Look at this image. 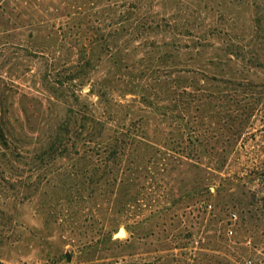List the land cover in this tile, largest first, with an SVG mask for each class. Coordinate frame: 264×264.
Returning <instances> with one entry per match:
<instances>
[{
    "label": "rangeland",
    "instance_id": "1",
    "mask_svg": "<svg viewBox=\"0 0 264 264\" xmlns=\"http://www.w3.org/2000/svg\"><path fill=\"white\" fill-rule=\"evenodd\" d=\"M122 4L160 22L124 45L139 61L119 73L95 57L107 93L57 90ZM260 11L264 23V0H0L14 128L11 150L0 140V264H264ZM65 99L109 125L50 151Z\"/></svg>",
    "mask_w": 264,
    "mask_h": 264
},
{
    "label": "trees",
    "instance_id": "2",
    "mask_svg": "<svg viewBox=\"0 0 264 264\" xmlns=\"http://www.w3.org/2000/svg\"><path fill=\"white\" fill-rule=\"evenodd\" d=\"M125 5L126 4L119 5V13L121 17L111 28V30H109L107 33L104 32L102 37L95 33L94 36L89 37L91 39V42L89 44L91 48L89 52L84 50L80 54L79 62L82 63V65H78L80 67H77V69L74 70V73L72 71L67 76H64L62 80H59L58 86H54L57 90L61 89L63 90V92L68 93L71 88L69 86L71 85L72 87H75L76 85H78L77 81H79L81 82V86L91 83L94 87H98L99 93H107V89L108 87H111V84L110 82L109 84L103 81L99 82V80H97V78L95 77L96 70L93 68L94 62L96 60L95 57H97V59L104 60L114 59L113 66L117 68L119 73L122 71L123 67L125 69H128L130 67L129 61H139L134 59L131 53L125 51L124 45H128L129 43L134 41L136 37H140L141 34L144 35L143 33L158 29L160 27V22H148L142 21L141 19L134 20L130 16L131 14H133V12L129 10V5H126V8H123L125 7ZM262 16L263 11H260V13H258V17L256 18V22L260 27L261 24H264L261 21ZM223 25L224 26H222L221 29L227 32V28L225 26L226 24ZM142 37H144L145 39L147 38V36ZM96 46L99 47V53L97 54L95 51V48H97ZM150 47H153L158 51V57H164L165 54L163 50H161V48H158L159 46L156 45L155 42H152L150 44ZM113 48L116 49V51L113 50ZM155 50H148L147 53H151ZM148 69L150 70L149 66ZM142 71L145 72V69H143ZM63 102L67 108L68 115L50 126L54 132V134L51 136L50 142L47 145V149H49L50 151L54 150L57 144L62 146L61 148H63L64 136L67 135L66 133H68V131H70V129L72 128L85 129L88 130V132H96L108 127L109 122L104 118L103 114H98L89 106H87L86 109L81 110L75 108L68 99H65ZM6 108L7 107H5L3 98L0 97V140L7 149H10V146L12 145L11 139L13 137L14 128L9 124ZM22 127L23 126L21 125V128Z\"/></svg>",
    "mask_w": 264,
    "mask_h": 264
},
{
    "label": "water",
    "instance_id": "3",
    "mask_svg": "<svg viewBox=\"0 0 264 264\" xmlns=\"http://www.w3.org/2000/svg\"><path fill=\"white\" fill-rule=\"evenodd\" d=\"M124 230H125V229L122 227V228L120 229L119 233L116 234V236H117V237H119V236H125V235L123 234V233H124ZM122 234H123V235H122Z\"/></svg>",
    "mask_w": 264,
    "mask_h": 264
},
{
    "label": "built area",
    "instance_id": "4",
    "mask_svg": "<svg viewBox=\"0 0 264 264\" xmlns=\"http://www.w3.org/2000/svg\"><path fill=\"white\" fill-rule=\"evenodd\" d=\"M236 215L234 214V217H235ZM230 232H232V230H230Z\"/></svg>",
    "mask_w": 264,
    "mask_h": 264
}]
</instances>
